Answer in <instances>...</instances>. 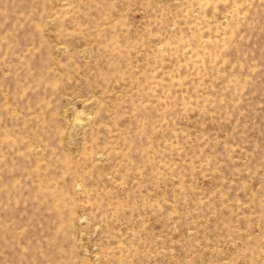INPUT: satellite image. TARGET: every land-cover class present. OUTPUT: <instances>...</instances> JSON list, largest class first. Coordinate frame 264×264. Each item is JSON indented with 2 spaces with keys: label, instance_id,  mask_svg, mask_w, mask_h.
Returning <instances> with one entry per match:
<instances>
[{
  "label": "rangeland",
  "instance_id": "obj_1",
  "mask_svg": "<svg viewBox=\"0 0 264 264\" xmlns=\"http://www.w3.org/2000/svg\"><path fill=\"white\" fill-rule=\"evenodd\" d=\"M0 264H264V0H0Z\"/></svg>",
  "mask_w": 264,
  "mask_h": 264
}]
</instances>
